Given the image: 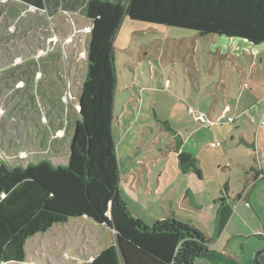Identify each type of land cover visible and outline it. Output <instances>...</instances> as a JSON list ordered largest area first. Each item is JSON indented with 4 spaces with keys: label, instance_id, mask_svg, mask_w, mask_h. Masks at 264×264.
<instances>
[{
    "label": "rangeland",
    "instance_id": "374dc122",
    "mask_svg": "<svg viewBox=\"0 0 264 264\" xmlns=\"http://www.w3.org/2000/svg\"><path fill=\"white\" fill-rule=\"evenodd\" d=\"M86 2L49 0L47 8L39 10L18 0H0V163L24 165L31 157L41 156L35 153L64 161L70 152L93 27ZM114 46L118 86L113 132L121 171L119 192L129 209L153 225L163 219L156 198L171 194L179 198L187 184L195 189L197 181L195 174L179 171L169 125L179 128L181 138H187L192 128L209 129L211 125L203 124L190 109L210 118L207 114L213 98L219 100L213 103L215 109L222 110L223 87L214 91L222 75L229 81L226 101L232 106L239 95L236 81L244 70L249 79L264 81V62L259 68L260 59L264 61V43L202 35L126 16ZM253 60L257 63L254 74L249 72ZM207 90L211 94H206ZM251 95L242 98L241 108L248 109L255 120L261 105L251 110V102L259 96ZM221 118L223 115L219 118L213 113L211 120L218 124L209 130L214 134L207 135L204 130L187 142L186 149L199 157L198 166L209 176L224 171L220 177L231 176L232 190L241 192L246 179L243 162L227 152L231 144L226 129L232 130L235 124L223 125ZM34 147L36 152L31 155ZM239 149L244 151L246 146ZM226 162L231 169L216 168ZM161 172L165 173L159 182ZM174 210L179 211L176 203ZM184 216L177 219L184 221ZM108 232L115 241V231Z\"/></svg>",
    "mask_w": 264,
    "mask_h": 264
},
{
    "label": "trees",
    "instance_id": "16d2710c",
    "mask_svg": "<svg viewBox=\"0 0 264 264\" xmlns=\"http://www.w3.org/2000/svg\"><path fill=\"white\" fill-rule=\"evenodd\" d=\"M20 1L43 10L49 0ZM85 8L93 27L69 162L55 165L43 158L27 165L0 163V261H24L27 239L56 223L86 216L116 232L114 245L91 264H256L210 249L194 225L175 217L147 225L128 209L119 192L113 132L118 86L114 42L129 16L259 45L264 43V0H87ZM180 147L179 142L181 172L201 176L196 158Z\"/></svg>",
    "mask_w": 264,
    "mask_h": 264
},
{
    "label": "crops",
    "instance_id": "0c3cea01",
    "mask_svg": "<svg viewBox=\"0 0 264 264\" xmlns=\"http://www.w3.org/2000/svg\"><path fill=\"white\" fill-rule=\"evenodd\" d=\"M20 2L26 3L24 1ZM263 62V59H260L259 66ZM256 64L253 60L249 72L255 73ZM221 78L223 80L214 88V91L219 85L223 87L222 100L224 106L221 111L215 109L213 103L219 100L212 98L207 115L210 119L213 113L217 114L219 118L223 115V119L220 120L223 125L235 124L232 130L226 129V131H230L227 132L229 133L227 135H230L229 144H231L227 152L234 153L233 155L238 156L243 162L240 165L244 167L243 175L246 176V179L243 180L242 191L232 190L231 176L227 179L220 177V174H225L224 171L217 172L215 176H209L202 167L198 166L200 164L199 157L194 152L186 149L187 142L194 139L195 136H199L198 134L204 132V130L207 135L214 134V130L209 129L214 128L218 123L215 122L209 129L202 126L192 128L187 138H181L178 127L172 128L169 125L168 129L174 133L177 155V147L180 142V149L191 153L196 158L201 176L195 172L187 173L189 175L195 174L197 178L196 183H194L195 189L193 185L187 184L182 189L179 198L171 194L170 196H162L160 200L156 198V202L162 205L158 206L163 210V218H177L178 215L184 214V222L194 225L205 234L209 240L210 249L225 253L234 257L240 263H245L243 259H248L246 262H249L253 260L258 251L264 249V177H257L258 172H264V81L249 79L248 73L245 74L244 70V73L239 74V80L236 81L239 95L232 106L226 101L229 99L230 94L229 81L224 79L223 75ZM226 78L228 77L226 76ZM207 91L206 94H211V90ZM253 93L259 96L254 102H251L250 109L252 110L257 105H261L260 116H258V113L255 120L252 114L250 116L248 109L241 108L242 98L246 94L251 95ZM212 96H215V94L213 93ZM125 112H127L126 107ZM229 118H232L233 121L230 122ZM240 145H245L246 149L244 151L239 149ZM32 150L29 153L34 155L33 153L36 152L35 147ZM69 153L64 161H54L47 155L48 153L44 156L41 153H35L41 156L31 157L32 159L24 165L37 162L43 158H50L55 165H66L69 162ZM57 156L59 155H56L55 158H58ZM227 167H230L228 162L216 168L226 170ZM163 169L167 171L166 167ZM179 171L181 172L180 168ZM239 172L241 175L242 172ZM164 173L161 172L159 182H161ZM168 181H170L169 177H167ZM175 203L179 211L174 210ZM165 204L168 205L166 208L164 207ZM127 206L129 209L128 204ZM129 210L133 215L141 218L136 212ZM84 229L86 232L83 231ZM109 230L113 229L106 224L93 222L86 216L72 217L65 222L54 224L47 232L37 233L27 239L24 261L0 262L2 264H91L104 249L114 245L115 241L110 239ZM47 235L49 237H44ZM259 259L264 264V252L260 254Z\"/></svg>",
    "mask_w": 264,
    "mask_h": 264
},
{
    "label": "built area",
    "instance_id": "2783aa9c",
    "mask_svg": "<svg viewBox=\"0 0 264 264\" xmlns=\"http://www.w3.org/2000/svg\"><path fill=\"white\" fill-rule=\"evenodd\" d=\"M190 114L196 116L203 124L205 125H213L214 122H212V120L208 117H206L204 114H197L194 109H190ZM229 121L232 122L233 119L232 118H229ZM258 178H262L264 177V172H258V175H257Z\"/></svg>",
    "mask_w": 264,
    "mask_h": 264
},
{
    "label": "water",
    "instance_id": "95a60500",
    "mask_svg": "<svg viewBox=\"0 0 264 264\" xmlns=\"http://www.w3.org/2000/svg\"><path fill=\"white\" fill-rule=\"evenodd\" d=\"M79 110H80V104H79ZM110 227V226H109ZM111 228V227H110ZM262 252H264V249L263 250H261V251H258L256 254H255V257H254V261H255V263L256 264H263L261 261H260V259H259V256H260V254H262Z\"/></svg>",
    "mask_w": 264,
    "mask_h": 264
}]
</instances>
